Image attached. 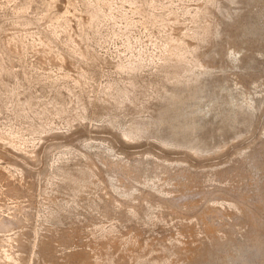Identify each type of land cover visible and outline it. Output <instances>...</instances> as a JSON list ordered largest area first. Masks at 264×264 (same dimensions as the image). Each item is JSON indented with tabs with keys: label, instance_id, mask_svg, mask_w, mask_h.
<instances>
[{
	"label": "rangeland",
	"instance_id": "obj_1",
	"mask_svg": "<svg viewBox=\"0 0 264 264\" xmlns=\"http://www.w3.org/2000/svg\"><path fill=\"white\" fill-rule=\"evenodd\" d=\"M214 77L197 114L240 122L204 153L195 120L172 133ZM263 144L264 0H0V264H241L264 211L254 229L231 198L264 207Z\"/></svg>",
	"mask_w": 264,
	"mask_h": 264
},
{
	"label": "bare ground",
	"instance_id": "obj_2",
	"mask_svg": "<svg viewBox=\"0 0 264 264\" xmlns=\"http://www.w3.org/2000/svg\"><path fill=\"white\" fill-rule=\"evenodd\" d=\"M245 0H236L237 3H243ZM231 21V20H230ZM229 21V22H230ZM228 20H226L225 24L226 27L229 25ZM236 22V21H235ZM234 22V23H235ZM237 23V22H236ZM260 31V27L257 26L254 22L248 23V24H240L238 23L237 28L235 32L230 34L227 39H226V46L224 47H219L214 50L213 54L215 56H221V57H226L227 55H240L243 52V47L237 45V41L241 36L247 33H258ZM249 44V43H248ZM254 59L250 58L248 61V65L253 64ZM209 64V62H206ZM227 88V82L223 77H214L210 78L205 82V85L203 88L199 91L193 92L191 99H199V104L196 110H189L187 109L186 105L184 108H181L180 111H178L177 115L175 114V130H173L172 135H178L180 134L178 127L180 125H185L184 123L186 120H195V126L198 129L197 133H187L188 135V140L190 141H201L204 142L205 144V150L204 153L208 151V144L213 138L216 137H221L223 135L222 129L224 127H232L235 126L239 121V119H229L225 120V122H221L220 125H217L214 123V121H202V117L197 114L198 109L205 107L208 109L209 112H213L214 106L216 104V100L219 99V95L221 91L225 90ZM204 99V101H203ZM247 123L248 121H244ZM224 126V127H223ZM189 132V131H188ZM256 153L264 154V144L260 149H257L254 153V166L255 167H260L262 171L264 172V158H257ZM112 171H116V168H110ZM120 177H122L121 173ZM264 181V179H263ZM231 194V193H230ZM232 195V194H231ZM231 197V196H230ZM164 200V199H163ZM233 201L232 203L240 210L246 217H247V222H249L254 229L257 227H261L260 221L256 218L258 216L257 213H263L264 207H251L247 200L242 199L241 196L238 195H233V198H231ZM165 201H169L165 199ZM169 204V202H166ZM172 209L177 210L174 208L173 204H169ZM254 208V209H253ZM257 212V213H256ZM257 214V215H256ZM182 245V244H181ZM180 244L177 245L179 251H178V256L180 261L183 264H199L197 261L194 259L193 256V251L189 247L187 248L185 245L181 246ZM264 252V240L263 241H258L256 238L254 239H248L247 244L243 245V251H242V256L240 259H242L241 264H261L258 259L260 257V254ZM216 252L213 250H210L207 252L206 255V261L201 264H236L235 263V258L233 257H228L225 258L221 261L216 260Z\"/></svg>",
	"mask_w": 264,
	"mask_h": 264
}]
</instances>
